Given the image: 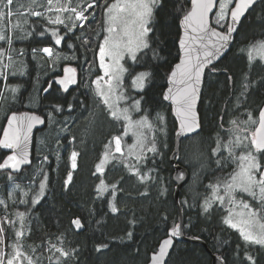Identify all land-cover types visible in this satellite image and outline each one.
Segmentation results:
<instances>
[{
	"label": "trees",
	"instance_id": "obj_1",
	"mask_svg": "<svg viewBox=\"0 0 264 264\" xmlns=\"http://www.w3.org/2000/svg\"><path fill=\"white\" fill-rule=\"evenodd\" d=\"M190 7V0H187V3L185 0H163V7L154 14L155 33L151 34L157 55L153 56L150 50H145L139 55L138 71L150 73L145 91L138 95L142 98L143 113L152 119L162 115L164 122L161 124L160 121H154L157 127L155 136L157 152L146 154L148 158L140 165L143 172L155 168V171L149 173L154 179L141 184L136 176L131 175L118 163L111 164L112 166L102 175L106 184L118 183L116 203L119 211L116 213H112L109 208L110 194L103 197L97 195L95 185L98 178L91 171V164L102 153L108 137L111 134L116 135L117 127L120 126L118 122L109 118L106 109L99 103V98L94 95L92 85L85 86L86 82L90 84L99 75L96 52L103 34L101 9H96L95 15L89 13L90 19L82 31L74 30L76 36L81 39L69 34V42L73 46L68 48L66 44L65 48L58 50L62 56L66 53L67 59L50 60L38 54L33 57L26 56L24 62L21 57L14 54L16 74H9L6 80L0 77V89H5L8 97L6 102L0 101L3 105L0 109V134L7 117L18 109L23 108L30 113L40 111L46 118L44 129L35 136L32 164L16 175L15 181L21 183L25 190L34 189L41 179V173L48 172L45 173L48 175L45 195L35 209L25 210L28 213L25 235L27 245H40L43 250L45 242L59 243L57 237H60L66 248L77 250L67 260V264H147L159 242L168 235L175 224H178V212L173 197L174 170L170 162L177 124L170 106L163 100V92L168 75L179 60L178 40L181 33L179 21ZM35 21L36 19L32 17V25H27V30L31 27H45L43 21L40 26L35 25ZM227 23L223 22L225 25ZM212 24L220 31L227 30L226 26L221 29L215 21ZM58 28L62 29L63 26ZM41 31L42 29L38 34L27 35L26 40L22 38L23 33L17 34L12 47L18 53L20 50L28 52L29 45L35 42H38L36 46L38 49L51 46L52 43L41 37ZM84 39L89 43L83 44ZM262 40L264 0L247 13L239 25L228 54L220 62L206 69L202 97L198 106L200 132L182 140L180 164L188 170L191 179L193 169L185 161L184 154L185 152L193 156L195 153L198 154L195 157L200 163L199 166L203 165L202 168L207 171L199 188L204 193L208 188L206 192L208 197L212 194L208 186L215 184L232 170V163L225 160L218 166L219 157L212 155V149L216 147L217 134L227 139V133L220 128V117L223 115V123L227 128L230 120L241 119L248 112H253L258 117L264 105V64L260 61L250 63L248 60L250 46ZM0 46L8 47L5 42ZM64 64L79 67L81 71L76 88L68 93H63L53 83ZM24 66L27 72L21 74ZM49 83L52 86L45 92L44 89L49 87ZM5 85L8 87L19 85V91L14 99ZM243 85L248 86L246 91ZM68 102L74 105V111L71 113L67 109ZM81 102L87 105V110L80 107ZM53 103L62 104L64 111L53 112L49 120L48 113L52 111ZM161 128L163 131H160ZM57 139L62 146L57 145ZM194 144L196 149L192 152ZM71 145L74 150L80 152L79 163L74 172L71 171L69 161V153L73 151ZM225 155L228 154L224 153L223 156ZM4 156L5 154L0 151V162ZM69 171L73 173V178L65 188L64 181ZM14 186V183L8 180L7 173L0 172V199L7 200L10 211H24L21 210L22 204L12 205V201L8 200L9 189L12 191ZM191 191L194 190L187 184L180 194L184 235L190 239L204 241L213 254L224 258L225 264H250L245 259V251L253 256L256 264H264V248L247 247L239 233L224 224V213L216 210L214 202L207 213L203 211L204 200L201 198L192 206ZM144 192L147 195H140ZM30 195L31 192L29 197H26L29 201ZM15 196L18 200V191ZM2 215L1 206L0 216ZM77 217L82 219L84 225V231L80 233L76 232L71 224ZM129 232L132 233L131 239L127 235ZM9 236L14 238L11 232ZM102 243L108 247L98 252L97 245ZM44 255L47 256L48 253ZM44 264H48L47 259L44 260ZM165 264H211V257L200 244L176 241Z\"/></svg>",
	"mask_w": 264,
	"mask_h": 264
},
{
	"label": "snow or ice",
	"instance_id": "obj_2",
	"mask_svg": "<svg viewBox=\"0 0 264 264\" xmlns=\"http://www.w3.org/2000/svg\"><path fill=\"white\" fill-rule=\"evenodd\" d=\"M256 3L257 0H191L190 9L181 19V25L188 34V42L186 43L183 36L180 39L181 48H188L189 55L187 59L181 56L180 62L175 64L168 75L170 86L163 97L164 100L171 101L173 111L180 120L177 136H186L200 127L194 109L200 92L202 73L205 67L211 64L212 60L228 46L231 34L235 31L233 25L238 23L240 18ZM162 7L163 0H103V3L101 0H0V41L8 45L7 48L0 46V77L5 80L9 74H16L14 54H24L23 50L17 53L12 47L14 38L19 33L32 35L31 31L26 30V26L29 25V16L37 17L44 22V31H41L40 35L50 31L54 38V46L33 48V54L39 51L50 60H60L68 57L62 56L55 46L66 41L67 47L71 48L73 45L69 42V34L76 36L74 30L82 31L87 26L86 22L90 19L89 13L95 15V10L101 9V25L106 35L99 43V56L100 67L104 70V75H98L90 84L86 82L85 86L95 85L94 95L99 98V103L103 104L112 120L123 122V132L112 136L111 140L104 145L105 150L95 165L93 175L97 173L103 175L105 166L116 162L122 164L131 175L136 176L141 184L154 179L149 173L155 171V168L143 172L140 167L141 162L148 158L146 153L157 152L155 138L149 139L148 136V133L153 131L154 125L146 115L134 119L133 113L142 111V98H132L124 90L122 74L127 69L120 64V61L124 59L125 54L133 61H138V53L143 54L145 50L152 51L153 56L157 55L151 34L155 33L154 14ZM214 11L215 23L221 29L226 26L227 31H218L216 27L210 26L209 13ZM229 15L231 22L226 25L221 23L226 21ZM49 26H63V28H50ZM76 39H81V37L76 36ZM82 43L88 44L89 41L84 39ZM193 46H196L197 51L195 60L191 55ZM253 52L259 54L257 58L264 60V40L257 41L250 46L248 51L250 63L254 58ZM5 57H7L6 60ZM105 57L115 62L117 65L115 70L105 64ZM64 71L65 77L58 79L56 83L62 86L64 92H67L68 85L76 83L75 69L65 67ZM149 75L148 72H140L134 77L133 85L143 89ZM101 81L104 83L101 84ZM51 86L49 84L44 91H49ZM247 87L243 85L245 91ZM5 88L11 93L13 99L19 91V85L11 87L5 85ZM7 99L5 89H0V101L6 102ZM51 107L52 111L48 113L49 120L53 112L64 111V106L60 103H53ZM80 107L87 110V105L83 102L80 103ZM2 108L3 105L0 104V109ZM67 109L70 113L74 111L73 103L68 102ZM157 119L163 124L162 115H158ZM220 119V128L227 133V139L217 134L216 147L212 149V155L219 157L218 166L222 165L225 160H231L237 167L223 180H218L215 184L208 186L212 194L204 200L203 211L207 213L215 201L221 205H229L228 214L223 220L224 224L236 230L247 247L264 248V108L259 111L258 123L253 120L251 113L246 121L230 120L227 128L223 123V115ZM38 123H44L39 115L13 111L7 117V126L3 128L0 148L11 149L12 154L3 157L0 162V171H6L8 180L15 185L8 193V200L12 201V205L29 202L31 205H37L40 203V198L45 195L47 174H44V179L40 181L38 191L31 188L25 190L21 183H15L17 180L15 174L21 171V166L31 163L28 159L27 144L33 125ZM252 124L257 125L254 130H251ZM66 129L67 125H65ZM160 131L163 129L161 128ZM129 133L134 139L132 144L126 145L127 152H125L122 147V137ZM56 143L62 146L59 139ZM113 143L114 150L112 149ZM225 152L228 154L226 158L223 156ZM78 156L79 152L76 150H73L69 156L72 169L77 168ZM72 178V172L69 171L64 181L65 188L68 187ZM178 179H184L182 172ZM109 189H111V199L108 200L109 208L112 213H116L119 211L116 203L118 183L108 185L101 178L99 184L96 185L97 195L103 197L105 193H109ZM17 191L19 192L18 200L15 196ZM30 192L32 195L29 201L25 197H29ZM240 193L251 196L257 206L246 199L237 200L236 197ZM140 195H147V193H140ZM0 206L3 207V215L0 216V264H44L45 259L48 264H67V260L74 252H77L76 249L66 248L60 237H57L59 243L45 242L43 250L40 245H27L25 243L27 211H10V206L4 199H0ZM71 224L77 230L84 227L80 217L74 218ZM181 228V224L173 226L168 233V238L160 244L158 253L152 255L151 264H163L167 250L172 245V238L181 235ZM9 232L14 235V238H10ZM127 235L129 239L132 238L131 232ZM107 247V244H98L96 250L99 252ZM44 253L48 255L45 256ZM245 259L250 264H256L253 256L247 251H245ZM217 264H225L222 256L217 257Z\"/></svg>",
	"mask_w": 264,
	"mask_h": 264
},
{
	"label": "water",
	"instance_id": "obj_3",
	"mask_svg": "<svg viewBox=\"0 0 264 264\" xmlns=\"http://www.w3.org/2000/svg\"><path fill=\"white\" fill-rule=\"evenodd\" d=\"M262 0H257V3L258 4L259 2H261ZM255 4V5H256ZM190 5H191V0H190ZM254 5V6H255ZM253 6V7H254ZM252 7V8H253ZM251 8V9H252ZM249 9L239 20L238 23L234 24L233 27L235 28V31L232 32L231 34V38H230V41H229V44L227 47H225L222 52L215 58L212 60V63L207 65L204 69V72L202 73V76H201V84H200V92L198 93V97H197V100H196V104H195V109L194 111L196 112V119L200 125V116H199V112H198V106H199V103L201 101V97H202V91H203V85H204V76H205V72H206V69L209 68V67H212L214 66L215 64H217L218 62H220L227 54L228 52L230 51L232 45H233V42L235 40V37H236V34H237V31H238V28H239V25L241 24V22L244 20L245 16L247 15V13L251 10ZM215 13L212 12V13H209V22H210V26L211 27H214L213 24H212V16L213 14ZM182 19V18H181ZM181 19L179 21V26H180V29H181V33H180V37H179V40H178V51H179V60L177 63L180 62V59H181V56H183L185 59H187L188 55H189V51H188V48H184L182 49L181 46H180V39L181 37L183 36L186 40V43L188 42V34L185 32L183 26L181 25ZM228 23L231 22L230 21V15L227 19ZM218 31H220L219 29H217ZM227 31V30H226ZM195 47L196 46H193V51L191 52V55L193 57V59L195 60V57L197 55V51L195 50ZM176 63V64H177ZM175 66V65H174ZM68 68H72L71 66H67ZM73 69V68H72ZM172 71V70H171ZM170 74V73H169ZM74 76H75V79H76V83L75 84H71V85H68V91L70 89H73L76 84H77V74H76V71L74 73ZM65 77V71H63V74L62 76L60 77H57L54 82L56 83V81L58 79H61V78H64ZM57 86L63 91V88L61 85H59L58 83H56ZM169 81H168V78H167V82H166V88L163 92V97H164V94L165 92L168 90L169 88ZM164 100V98H163ZM164 102L170 106L171 108V112H172V115L174 117V120L177 124V129L174 133V149H173V152L170 156V162L173 166V175H172V181L175 185V188H174V202H175V205H176V208H177V212H178V224H181L182 225V228H181V235L177 236V237H173L172 238V245L168 248L167 250V255L164 257V262L163 264L166 263L171 251L173 250V247H174V244L176 241H185V242H189V243H193V244H200L202 245L205 250L210 254V257H211V264H217V257H220L219 255L217 254H213L210 249L208 248L207 244L202 241L201 239H190V238H187L185 235H184V216H183V211L181 209V205H180V194H181V191L182 189L188 184L189 180H190V174L188 172V170L183 167L181 164H180V149H181V142L182 140L184 139H187V138H190V137H193L195 135H197L199 132H200V127L199 128H196V130L192 133H188L186 136H177V131L179 130V127H180V120L179 118L177 117L176 113L173 111V106L171 104V101H166L164 100ZM262 108H264V105L262 106ZM261 108V109H262ZM30 113V112H28ZM32 114H35V115H38L37 113H32ZM11 115V114H10ZM41 116V115H39ZM42 120L44 121V123H38V124H34L32 129H31V132L29 133V139H28V144H27V151H28V159L30 160V164L28 165H22L21 166V171L19 173H16L15 175H18L20 174L24 169L28 168L31 166L32 164V145H33V139H34V135L36 133V131L38 130H41L45 127V119L41 116ZM258 120H259V113H258ZM5 126H7V121L5 123ZM1 138H3V132H2V135H1ZM0 150L7 155H10L12 154V150L11 149H3V148H0ZM113 150H114V143H113ZM116 155H119V154H116ZM5 156V157H6ZM1 172H6V171H1ZM183 173L184 174V179L180 180L178 179V176L180 175V173ZM73 226V225H72ZM74 227V226H73ZM75 231L80 233V232H83L84 231V227L82 229H79L77 230L75 227H74ZM169 233V232H168ZM168 238V235L163 238L160 242H159V245L156 249L155 252H153L150 257H149V261L147 264H151V257L154 253H158L159 251V247H160V244L162 243V241L164 239Z\"/></svg>",
	"mask_w": 264,
	"mask_h": 264
},
{
	"label": "rangeland",
	"instance_id": "obj_4",
	"mask_svg": "<svg viewBox=\"0 0 264 264\" xmlns=\"http://www.w3.org/2000/svg\"><path fill=\"white\" fill-rule=\"evenodd\" d=\"M218 10V9H217ZM213 21H216V16H215V13L213 14V16H212V23H213ZM227 21V20H226ZM223 22H225V21H222L221 23H223ZM228 22V21H227ZM13 23H15V22H13ZM104 35H106V33L103 31V34H102V38H101V41L103 40V37H104ZM4 42L3 41H0V44H3ZM140 54L138 53V56H139ZM258 53H256V52H253V61L252 62H254V61H260V62H262L263 64H264V60H261V59H259V58H257L258 57ZM125 56H127L130 60H131V58H130V56H128L127 54H125ZM124 56V57H125ZM97 61H98V64H99V67H98V69H99V76H103L104 75V70L100 67V56H99V48H98V51H97ZM249 60V59H248ZM123 61V59L120 61V64H121V62ZM104 62H105V64L106 65H110L112 68H113V70H115V68L117 67V65L115 64V62L112 60V59H109L108 57H105L104 58ZM97 64V65H98ZM140 73V72H139ZM138 73V74H139ZM137 74V75H138ZM136 75V76H137ZM122 77H123V74H122ZM149 77H150V75H149ZM149 77H147L146 78V80H145V85H144V88L143 89H140V88H138L137 86H134L133 85V83H132V81H131V85H130V90H132V92L130 93V91H128L127 92V87H125L124 85H123V87H124V90L127 92V94L130 96V97H132V98H140L139 96H136L137 94L139 95V94H141V93H143L144 91H145V89H146V87H147V85H148V80H149ZM106 79V78H105ZM101 84H103L104 82L103 81H101L100 82ZM92 88H93V90L95 89V85H92ZM98 98V97H97ZM99 100V99H98ZM141 102H142V100H141ZM101 104V103H100ZM103 105V104H102ZM104 107V106H103ZM141 107H142V103H141ZM249 113H251V115H252V117H253V120H255V121H257V123H258V117L257 116H255V113H253V112H248L247 114H246V116H244V117H242L241 119H239V120H242V121H246L247 119H248V115H249ZM141 115H146V116H148L147 114H145V113H143V110L141 111V112H134L133 113V117H134V119H138ZM109 118L111 119V117L109 116ZM150 118V117H149ZM112 120V119H111ZM150 120L152 121V123H153V125H154V128H153V131L152 132H150V133H148V136H149V139H152L153 137L155 138V136H156V125L154 124V121L156 120V121H158L159 122V120L157 119V118H150ZM114 121V120H113ZM117 122V121H116ZM119 124H120V126H118L117 127V134H120V133H122L123 132V127H122V124H123V122L121 121V122H118ZM257 125L256 124H252L251 125V130H254L255 129V127H256ZM116 134V135H117ZM112 136H114V134H111L109 137H108V141H107V143L111 140V138H112ZM133 139H134V137L131 135V133H129L127 136H123L122 137V141H123V148H124V151L125 152H127V147H126V145H128V144H132L133 143ZM105 145V144H104ZM72 146V145H71ZM112 149H113V144H112ZM195 149H196V147H195V144H194V149L192 150V152H195ZM104 146H103V151H102V153L104 152ZM77 151V150H76ZM79 152V151H78ZM102 153L98 156V158H97V160L95 161V162H93L92 164H91V171H93V173L95 172V165L99 162V159L101 158V155H102ZM148 153H150V152H148ZM148 153H146V154H148ZM226 153V152H225ZM70 154H71V152L69 153V156H70ZM198 154H196L195 153V156H197ZM117 156H119V155H117ZM195 156H193V154H186V152H185V154H184V159H185V161H187V163L189 164V166L193 169V175H192V177H191V179L189 180V182H188V184H190V186L192 187V190H194V191H191L192 192V194H193V197L191 198V205L192 206H194L196 203H197V201L199 200V198H201L202 200H205L208 196H207V190H208V188L205 190V193L204 192H202L201 190H200V188H199V186L201 187L202 186V184H203V179H204V177L206 176V169L205 168H202L201 166H199V161H197L198 159L195 157ZM79 157H80V152H79V156L77 157V163H79ZM193 157H195V159L193 158ZM227 157V155H225V158ZM199 158V157H198ZM69 161H70V159H69ZM229 163H232L231 165H232V170L228 173V174H225V176H222V179L221 180H223L224 178H226L230 173H232L233 172V170L234 169H236V167H237V165L235 164V163H233L231 160H227ZM134 162V161H133ZM116 162H112V163H110V164H108V165H106L105 166V172L112 166L111 164H115ZM197 163V164H196ZM193 164V165H192ZM72 169V168H71ZM72 170H75V169H72ZM206 171V172H205ZM104 172V173H105ZM7 173V172H6ZM45 173H48V172H43V173H41V179H40V181L41 180H43L44 179V174ZM92 173V174H93ZM48 176V175H47ZM95 177L97 176V178H98V180H97V182H96V185L97 184H99V181H100V179L101 178H103L102 177V175L100 174V173H97L96 175H94ZM40 181L38 182V184L36 185V188H34V190H37L38 191V189H39V183H40ZM96 185H95V188H96ZM47 187V186H46ZM10 191H11V189H9ZM46 190V189H45ZM110 191H111V189H109V193H105L104 194V196H106L107 194H110ZM190 191V190H189ZM198 193H197V192ZM211 191V193H212V190H210ZM203 193H204V195H203ZM221 194H223V192H222V190H221ZM31 195H32V193H31ZM31 195H30V197H31ZM111 197V196H110ZM237 200H240V199H246V200H248L250 203H252L254 206H257L256 205V202L252 199V197L251 196H249V195H247V194H243V193H240V194H238L237 195ZM42 199V197L40 198V200ZM216 202H218V201H216ZM219 203V202H218ZM214 206H215V208H217V205L216 204H213ZM219 206H221L222 208H224V210L226 211V216H227V214H228V208H229V205H227V204H224V205H221L220 203H219ZM1 207V206H0ZM236 231V230H235Z\"/></svg>",
	"mask_w": 264,
	"mask_h": 264
},
{
	"label": "flooded vegetation",
	"instance_id": "obj_5",
	"mask_svg": "<svg viewBox=\"0 0 264 264\" xmlns=\"http://www.w3.org/2000/svg\"><path fill=\"white\" fill-rule=\"evenodd\" d=\"M35 19H36V21L34 22L35 23V25H41L42 24V21L41 20H39V18H37V17H34ZM31 20V21H30ZM39 20V21H38ZM29 24L30 25H32V17L30 16L29 17ZM53 27H56V28H58V26H53ZM42 29V31H44V27H38V28H34V27H31L29 30H27V28H26V30L27 31H31L32 32V35L33 34H38V32L40 31ZM61 34H63V32H61ZM29 36H31V35H29ZM49 36V38H47ZM41 37L46 41V42H50V43H52V45L51 46H54V38L51 36V32L50 31H47V32H44V35H41ZM23 40H26V38H27V35H24L23 34ZM36 39H38V38H36ZM39 41V40H38ZM39 43H40V41H39ZM66 44H67V42L66 41H62L61 42V44L59 45V46H55V48H56V50L58 51V50H62L63 48H65L66 47ZM26 45V41H24V43H23V46H25ZM38 45V42H35V43H32V44H30L29 45V47H30V50L28 51V52H24V50H23V55H18L19 57H21L22 58V60L25 62V60H26V56H28V57H33V56H36V55H38V54H40V55H44V53H42V52H37V53H35V54H33V52H32V49L33 48H36V46ZM34 46V47H33ZM36 49H38V48H36ZM98 51V50H97ZM45 56V55H44ZM63 56H67L66 55V53H64L63 54ZM96 56H97V52H96ZM48 58V57H47ZM49 59V58H48ZM98 64V61H97V57H96V65ZM121 65H123L126 69H127V71H125L124 73H123V77H122V81H123V85L125 86V87H127V92L128 91H130V93L132 92V90H130V85H131V81L134 79V77L139 73V71H138V64H137V61H133L132 59L130 60L127 56H125L124 57V59H123V61L121 62ZM67 66H71L70 64H64L62 67H61V70H59V72L57 73V77H60V76H62V74H63V71H64V69H65V67H67ZM73 69H75V71H76V74H77V84H78V82L80 81V75H81V71H80V68L79 67H76V66H71ZM97 67H99V64L97 65ZM22 71V73H26L27 72V70H26V67L24 66L23 67V69L21 70ZM56 77V78H57ZM96 79V78H95ZM94 80V79H93ZM53 83L57 86V84L54 82V80H53ZM50 84V83H49ZM77 84H76V86H77ZM76 86L74 87V88H76ZM58 87V86H57ZM59 88V87H58ZM73 88V89H74ZM60 89V88H59ZM61 90V89H60ZM72 89H70L69 91H67V92H64V91H62L63 93H68V92H70ZM136 96H138V94L136 95ZM16 112H29V111H26L25 109H23V108H21L20 110L18 109ZM34 113H37L38 115H41L43 118H44V116L42 115V113L40 112V111H37V112H34ZM44 119H46V118H44ZM46 121V120H45ZM6 123V122H5ZM4 127H5V124H4ZM3 127V128H4ZM3 128H2V131H1V134H0V138H1V135H2V132H3ZM44 129V128H43ZM42 130V129H41ZM40 130H38V131H36V133L37 132H39ZM36 133H35V135H34V139H33V145H32V151H31V153H32V160H33V150H34V140H35V136H36ZM72 147V149L74 150V148H73V146H71ZM122 147H123V141H122ZM1 151V150H0ZM2 152V151H1ZM5 156H6V154H5ZM4 156V157H5ZM2 162V161H1ZM25 170V169H24ZM71 171H75V170H72L71 169ZM1 172V171H0ZM72 176H73V173H72ZM25 199H26V197H25ZM41 201V200H40ZM214 204H216L217 205V208H216V210L219 212V213H224V217L226 216V211L224 210V208H222L221 206H219V203L218 202H214ZM38 206V204L37 205H31V203L29 202L28 204H22V209L21 210H33V209H35L36 207ZM28 221V220H27ZM17 225L19 226V224L17 223ZM228 226V225H227ZM232 229V228H231ZM234 230V229H233ZM235 231V230H234ZM237 232V231H236Z\"/></svg>",
	"mask_w": 264,
	"mask_h": 264
}]
</instances>
